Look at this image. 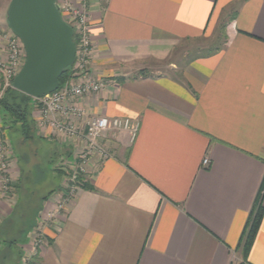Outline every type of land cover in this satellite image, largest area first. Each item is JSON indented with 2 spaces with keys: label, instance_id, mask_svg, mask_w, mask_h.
Wrapping results in <instances>:
<instances>
[{
  "label": "crops",
  "instance_id": "1",
  "mask_svg": "<svg viewBox=\"0 0 264 264\" xmlns=\"http://www.w3.org/2000/svg\"><path fill=\"white\" fill-rule=\"evenodd\" d=\"M0 2L3 29L9 0ZM88 7L90 67L106 85L65 104L86 117H129L138 129L133 139L127 131L101 138L111 156L89 163V186L78 185L30 264H264V0H88ZM219 36L180 71L172 58L169 71L155 67ZM31 104L28 138L0 119L12 185L10 194L0 190V264L6 257L19 264L30 249L37 220L63 191L58 163L80 146L39 127L32 97ZM8 129L17 144L35 137L60 147L51 169L58 181L34 198L24 196ZM25 199L32 219L23 226ZM258 202L259 224L244 250Z\"/></svg>",
  "mask_w": 264,
  "mask_h": 264
},
{
  "label": "built area",
  "instance_id": "2",
  "mask_svg": "<svg viewBox=\"0 0 264 264\" xmlns=\"http://www.w3.org/2000/svg\"><path fill=\"white\" fill-rule=\"evenodd\" d=\"M55 6L64 22L72 27L75 42V55L68 67L67 76L58 89L40 98H33V108L37 113L39 127H50L58 135L78 140L77 152L71 161L62 159L60 169L66 171L63 191L54 207L43 213L31 231L30 249L23 252L19 264H30L32 257L44 244L45 229L53 224L72 200L78 187V179L88 174L87 167L95 159L100 161L111 156L102 145L105 134L115 136L127 131L133 139L138 129V121L129 117H106L95 115L86 117L83 109L76 105H66L68 99L99 92L105 88V81L91 69L93 44L90 36L88 0H55ZM0 42L3 43V57L0 56V96L12 88V79L25 61V51L20 39L10 29H0ZM83 120L81 127L76 121ZM77 147V146H76ZM209 163L208 157L202 160ZM8 162L0 144V190L3 195L12 191Z\"/></svg>",
  "mask_w": 264,
  "mask_h": 264
},
{
  "label": "water",
  "instance_id": "3",
  "mask_svg": "<svg viewBox=\"0 0 264 264\" xmlns=\"http://www.w3.org/2000/svg\"><path fill=\"white\" fill-rule=\"evenodd\" d=\"M54 1L10 0L6 9V25L25 51L12 88L33 98L57 90L59 77L74 60L72 27L62 20Z\"/></svg>",
  "mask_w": 264,
  "mask_h": 264
},
{
  "label": "rangeland",
  "instance_id": "4",
  "mask_svg": "<svg viewBox=\"0 0 264 264\" xmlns=\"http://www.w3.org/2000/svg\"><path fill=\"white\" fill-rule=\"evenodd\" d=\"M10 1V0H9ZM1 3V2H0ZM9 4V3H8ZM7 4V6H8ZM6 5V3H5ZM4 8V7H3ZM4 16V10H3ZM4 26H7L5 19L3 21ZM1 29V27H0ZM3 29H9L7 28ZM221 36L218 39L208 45H198L196 47L190 48L187 52L179 53L178 51L171 54L168 58L161 61L155 67L160 68L161 72L169 71V65L171 60L176 61L177 71L184 68L186 62H188L192 57L199 56L206 53L208 50L219 45ZM180 54L181 58L178 59ZM7 137L12 143V146L16 153L17 166L22 170L21 175V188L23 190L24 196L26 198H34L38 195L39 189L44 188L46 185L50 184L53 181H58V174H54V178L51 176V169L53 163H55L60 157L59 146L54 141L41 140L39 138L33 137V141H27L26 144H17V134L15 131L7 130ZM35 190V191H32ZM24 207H26V215L24 217L23 226L27 225L32 219V199L29 201L24 200ZM17 250L16 246H12V253L15 254ZM11 258H5V264L10 263Z\"/></svg>",
  "mask_w": 264,
  "mask_h": 264
},
{
  "label": "trees",
  "instance_id": "5",
  "mask_svg": "<svg viewBox=\"0 0 264 264\" xmlns=\"http://www.w3.org/2000/svg\"><path fill=\"white\" fill-rule=\"evenodd\" d=\"M68 68L64 69L59 77V82L62 84L67 76ZM31 97L23 94L22 92L14 89H6L0 96V119L4 124H8L11 128L18 126L24 138L30 137V111H31ZM84 177L78 179V184L83 187H88L89 184L83 181ZM262 213V207L258 202V208L252 216L245 238L243 240V248L246 250L255 234L258 227L259 220Z\"/></svg>",
  "mask_w": 264,
  "mask_h": 264
}]
</instances>
